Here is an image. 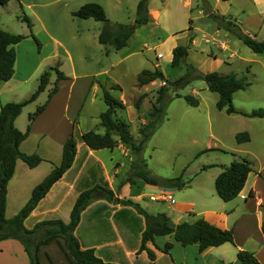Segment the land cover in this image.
Wrapping results in <instances>:
<instances>
[{"label": "rangeland", "instance_id": "374dc122", "mask_svg": "<svg viewBox=\"0 0 264 264\" xmlns=\"http://www.w3.org/2000/svg\"><path fill=\"white\" fill-rule=\"evenodd\" d=\"M40 1L52 3L42 7L36 5L28 7L27 4H32L34 1L12 0L7 8L0 5V23L12 28L13 31L9 33L22 35L21 32H24V28L27 27L24 20L26 16L32 24V35L36 30H40L39 38L34 35L41 44L39 49L30 36L31 34L29 35V38L33 40V46L38 52L43 49L47 54L56 53L57 55L50 57L46 64L51 66L62 64V67L58 68L70 78L74 77L78 83L76 86L77 101L81 100V104L78 108L79 117L77 121L80 122V128H89L92 124L91 120L93 122L96 115L101 110L105 111L106 109L101 89L97 88L94 91V87L91 85L93 78L97 82H104L107 84L106 86L109 83L119 85L120 89L111 90V94L121 100L125 108L116 110L115 118L128 126V130L134 139H139L138 128L140 124L146 121V115L153 105L156 91L163 84L162 81L156 80L155 83L143 87L137 86L136 76L141 70H152L155 68L154 64L157 63L158 69L161 70L169 83L186 74L192 77L195 72L190 70L189 66L200 72H207L213 68L214 71L223 74L230 73L237 77L245 76L248 86L233 94L232 105L234 108L248 113L261 110L263 117L251 118L238 114L229 115L225 111L220 112L215 105L218 100L217 93L210 92L203 80L193 78L185 86L176 89L168 88L169 96L172 97L178 93L180 97L171 98L167 103L163 118L156 124L158 127L155 128L150 139L143 144L138 160L143 159L145 161L152 176L160 179L178 178L185 184L183 188L168 187L175 190L173 192L174 200H178L179 192L182 193L180 194L182 197L192 198L197 195V188L199 187L206 190L214 189V178L222 164L229 166L230 162L238 160L236 155L240 154L232 149L239 146L235 140V134L246 132L250 139L247 143H243V146L248 152L240 155L243 157H239V159L250 160L254 172H261L264 175V53H253L231 35L226 36V49L223 45L220 48L213 45L211 36L214 34L215 24L207 17L211 12V5L215 11L213 2L210 0H191L192 10L186 11L182 9V0L179 2L178 0H169L167 13L169 23L166 25L172 26L176 30L177 36L174 42L177 45H184L187 42L186 33L189 32V19L193 20L192 27H195L190 32L196 36V44L189 52L186 62L172 67L169 58V46L173 41L171 40L172 42L164 43L161 46L158 38L163 36L160 35L157 28H151L150 25L136 27L127 46L115 51L97 42V25H102L101 22H95L91 19L83 20L72 16V12L83 4L95 2L104 8L111 23L134 26L136 5L140 0ZM148 2H151V6L158 4L157 0H148ZM49 8L51 13L48 16L46 11ZM233 8L236 10L246 8L250 12L255 9L249 0L236 1ZM35 11L39 12L40 19L35 15ZM248 20L250 21L249 32L252 35L257 34V41L264 40V29L260 27L258 16L254 14ZM236 23L242 27L239 21ZM44 28L51 34L52 39L44 33ZM222 33L224 31L221 30L220 36ZM206 40L208 41L206 42ZM159 43L160 47H156ZM25 45L28 46V44ZM209 50L213 56H216L214 61L212 55V57H207ZM158 52L161 54L160 56L157 55ZM22 57L20 65L31 70L35 65L34 58L32 57V60L27 61L25 56ZM57 59L59 63L54 61ZM52 74L54 75V73ZM29 83L28 86L31 85L34 88L35 77H32ZM37 84H39V80ZM141 95H144V98L140 109L137 110L134 104ZM185 95H192L197 99L198 106H189L183 98ZM207 111L211 115L210 129L205 120ZM215 137L219 138L220 143L218 145L221 147L214 146ZM217 147L222 150L214 149ZM211 148L212 150L200 154L201 151ZM117 162L121 164L117 167L119 170L117 180L121 181L130 175L131 163L120 150H117ZM139 166L142 169L145 168L142 163H139ZM203 166L212 167L203 170ZM190 184L192 186L186 189L185 187ZM156 198L159 199L160 197ZM162 201L161 199L150 201L148 197H144L141 200V206L145 207L148 214L156 215L167 204L164 201L170 200ZM65 202L68 203L69 200ZM107 220L101 219L99 224L97 222L96 229L98 232H94L95 235L103 236L104 239L112 237ZM131 224L135 227L136 222ZM84 229L85 225L77 233L78 242L83 243L82 239L85 240ZM46 230L47 227H40L30 235L24 236L27 239L28 251L31 255L36 256L39 264H69L62 250L63 238L60 235L52 238L48 244L40 245L46 239ZM36 246H38L37 251H35ZM114 248L105 250H114ZM262 262L264 264V259Z\"/></svg>", "mask_w": 264, "mask_h": 264}, {"label": "crops", "instance_id": "0c3cea01", "mask_svg": "<svg viewBox=\"0 0 264 264\" xmlns=\"http://www.w3.org/2000/svg\"><path fill=\"white\" fill-rule=\"evenodd\" d=\"M11 1L12 0L6 5H3V7L7 8ZM32 1H34V3L27 4L28 7L35 5L42 7L52 3L48 1L42 3L40 0ZM157 1L158 4L156 6H151V2H147V13L150 21L144 26L150 25L151 28H157L160 31V35L163 36L158 38L161 42V46L164 43L173 41L169 46V58L171 60V51L177 46L174 42L177 34L172 26L168 27L166 25L169 23L167 19L169 0ZM210 1L213 2L215 8L214 11L211 5V13L224 16L235 23L239 21L242 25V27L238 25L241 31L250 37H255L257 40V34L252 35L251 32H249L250 29L248 26L250 21L248 18L256 14L260 21V27L264 29V0H249L255 7V9L251 10L252 12H250L249 9L246 10V8L240 10L234 9V2L239 0ZM181 6L182 9L186 11L188 9L190 11L192 10L191 0H182ZM38 13L39 12L35 11V15L39 18ZM46 13L49 16L51 13L50 8ZM207 17L211 19L209 16ZM190 20V23L188 20L189 26L191 27L190 30L188 27L189 32L195 29V27H192L193 20ZM214 24L215 31L211 36L213 45L215 47L217 46V48L223 45L226 49V36L230 34L223 29H218L215 22ZM97 26V33H99L102 25ZM0 28L8 32L13 31L10 26L2 23H0ZM221 30L224 31L222 36H220ZM39 32L40 30L34 32V35L38 36V38ZM189 32L188 34L186 33L187 42L184 45L188 43L190 36L192 37V41L189 45L186 60L189 57V52L196 44V36L192 32ZM21 33L25 36V39L15 45L16 60L14 63L13 75L8 81L0 83V106L8 102H21L27 99L37 88V81L40 75L45 70L55 67L46 64L48 63L46 61L57 54H47L43 49L38 52L33 46L32 38H29V35L33 33L29 28L25 27L24 32ZM44 33L48 34L51 39L53 38L45 28ZM207 41L208 40H206V42ZM25 44H28V46ZM158 46L160 47V43L156 47ZM157 55L160 56L161 54L158 52ZM211 55L212 52L210 51L207 57H212L213 55ZM22 56H25L27 61L29 59L32 60V57L34 58L35 65H33L31 70L20 65V60L23 59ZM215 59L216 56H213V61ZM54 61L59 63L58 59ZM58 67H62V64H58ZM154 67H159V65L155 63ZM213 71L214 69L212 68L207 72ZM52 73H54V75ZM64 75L66 78L58 80L57 82V92L51 97L44 110L36 118L32 119L33 113L38 106L45 103L49 91L56 82L57 75L53 71L50 72V77L44 91H42L34 101L25 105L21 113L14 120V126L19 131L25 132L28 130L27 137L19 144V150L27 155H37L42 161L32 168L28 167L20 159L16 161L13 175L6 186V219H11L20 212L28 202L34 187L39 184L55 166L60 164L62 146L66 139L72 134L74 124L79 134L90 130L99 134L105 132L99 119L100 113L103 112L102 110L96 115L93 122L91 120L92 124H90L89 128H80V122L77 121L79 117L78 108L81 104V100L77 101L78 94L76 86L78 83L74 77L70 78L68 75ZM32 77H35L34 88H32L31 85L28 86V84H30L29 80ZM91 83L94 87V91H96L97 88L101 89L100 85L109 87L114 84L109 83V85L106 86L107 84L102 81L97 82L95 78L92 79ZM151 83H155V81ZM219 111L222 112L225 111V109ZM205 117L210 129L211 115L209 111H207ZM156 127L158 126L156 125ZM111 137L116 141V146L113 149L93 150L85 146L82 142H77L76 154L71 167L52 185L47 194L23 221V225L27 230H31L37 223L47 220H61L65 224L68 223L70 212L78 195L96 185L109 188L116 198L131 200L138 204L145 212H147L145 207L143 208L141 206V200H143L144 197H148L150 201H154L151 198H166L168 195H171L172 199L170 201L163 200L167 204L160 210L161 212L158 213L166 214L174 225L184 221L192 222L196 218L202 217L207 222L220 229H232L234 244L224 243L218 247H208L202 252H199L197 244L182 246L174 239L172 234L157 236L154 238V242H148L146 244L147 249L152 251L155 255L154 261L150 262L147 252L139 249L141 233L145 228V219L143 215L139 214L132 206L109 202L101 197H96L91 200L81 212L79 223L73 234L77 238L79 229L85 225L83 231L85 233V240L82 239L83 243L79 241L81 249H93L95 255L108 264H240L236 256L238 250H245L253 253L259 264H263L264 235L261 232V222L264 218V175L261 172H254L253 164V172L248 175L242 191L235 199L229 202H224L217 196L215 187L214 189L210 188V190L199 187L197 188V195H194L192 198L190 197L191 199H187L186 196L182 197L180 195L182 193L179 192L178 200H174L173 192L175 190L169 189L168 187L150 185L142 179L131 177L130 175L121 181L117 180L119 174L117 167L121 165L117 162V150H120L124 156H127L130 163L138 159V155L134 153L129 146L122 144L116 133H112ZM214 139V146L221 147V145H218V143H220L219 138L215 137ZM238 145V148H232L233 151L240 155L247 154L248 150L244 148V144ZM214 149L218 151L222 150L218 147ZM240 155H236V157H238V159L239 157H243ZM225 166L227 165L222 164L220 166L221 168L216 173L215 178L222 172V167ZM191 186L192 184L187 185L185 188L189 189ZM66 200H69V202H65ZM101 219H108V228L112 233L110 239H104L103 236L94 234V232H98V229H96L98 225L96 223L98 222L99 224ZM132 222H136L135 227L131 224ZM166 243L171 244L168 253H164L161 250ZM111 247H115L114 250H105ZM115 249L117 250L115 251ZM0 264H32L31 257L26 249V243L16 236L0 240Z\"/></svg>", "mask_w": 264, "mask_h": 264}, {"label": "trees", "instance_id": "16d2710c", "mask_svg": "<svg viewBox=\"0 0 264 264\" xmlns=\"http://www.w3.org/2000/svg\"><path fill=\"white\" fill-rule=\"evenodd\" d=\"M10 0H0V5H6ZM148 0H140L136 5L135 25H128L123 23H111L105 13L104 8L95 2L85 3L77 10L72 12V16L79 19H93L96 22L102 23L97 41L100 45L109 46L115 51H119L127 46L129 39L134 33L136 27L146 25L149 21ZM208 16L216 23L218 29H223L230 35L237 38L252 52L261 54L264 53V40L257 41L255 37L243 33L240 27L232 20L209 12ZM24 20L27 27L32 28L30 20L25 16ZM191 20L189 19V23ZM191 27L189 26V30ZM39 49L40 42L31 35ZM25 39L24 35L12 34L0 28V83L8 81L14 72V63L16 60V51L14 46ZM192 37H189L186 45H177L171 51L170 65L172 67L179 66L185 63L188 55L189 45ZM190 70L194 71L191 77L188 74L169 83L158 67L154 69H143L136 76V85L142 87L153 81L160 80L162 85L157 89L156 96L147 113L146 121L140 124L138 128L139 139H134L128 130V126L115 118L116 110H123L124 103L115 98L111 94V90H119L117 84H112L108 88L100 85L102 91V99L106 105L105 111L99 115L100 124L104 127L105 132L99 134L93 130L79 134L74 124V129L70 137L66 139L62 146L61 161L58 166H55L51 172L32 190L31 196L25 206L20 212L11 219L5 218L6 205V186L9 179L12 177L15 163L18 159L22 160L28 167L32 168L39 164L42 159L37 155H27L19 150V144L25 140L28 135V130L25 132L19 131L14 126L15 118L21 113L23 107L32 101L44 91L50 72L54 71L57 75L56 82L53 88L49 91L47 99L44 104L38 106L32 115V119L36 118L45 108L51 97L57 92L58 80L65 79V75L58 69V66L45 70L39 77V84L35 91L25 100L21 102H8L0 106V240L16 236L26 243L28 236L40 227H47L46 239L41 244H48L52 238L60 235L63 238L62 250L65 259L69 264H108L97 257L93 249H81L77 238L74 236V231L80 220L81 212L86 208L91 200L96 197L104 198L109 202L120 203L125 206H132L139 214L143 215L145 219V228L141 233L140 250H145L148 254L150 262L154 261L155 255L152 251L147 249L148 242H154L157 236H165L172 234L174 239L182 246L197 244L199 252H202L208 247H218L224 243L234 244L232 229H220L204 218H196L192 222H181L174 225L170 218L164 213L151 215L145 212L141 207L129 199L116 198L114 193L107 187L96 185L91 189L81 192L74 202L72 210L69 215V222L63 223L61 220H47L37 223L33 229L27 230L23 221L36 207L39 201L47 194L52 185L56 183L62 175L68 170L75 158L76 144L78 141L93 150L99 149H113L116 146V141L112 139L111 134L116 133L119 141L129 146L134 153L140 154L143 144L154 133L156 124L164 116V111L167 103L174 97H180L175 93L172 97L168 95V88L185 86L193 78L203 80L207 89L210 92L218 94L216 108L219 110L225 109L227 114H240L245 117H263L261 110L251 111L249 113L237 110L232 105V96L239 90H244L248 86L247 78L245 76H235L233 74H221L219 72H200L197 69L189 66ZM144 95H141L135 102L134 106L137 110L140 109L141 102ZM185 102L191 106H198V100L192 95L183 96ZM249 135L246 132H238L235 135V140L238 144L249 141ZM138 140V141H137ZM212 149H205L200 152L203 154ZM140 158V157H139ZM139 163H142L145 168H141ZM211 166H203V170ZM253 172L252 162L246 158L234 160L229 166L222 167V172L218 174L214 181L215 191L217 196L224 202H229L235 199L242 191L248 175ZM130 176L142 179L150 185L177 187L183 188L185 184L178 178L174 179H160L150 174L147 165L143 159H136L131 163ZM261 232L264 235V218L261 222ZM39 246V245H38ZM35 247V251L38 250ZM171 248L170 243H166L161 249L162 252L168 253ZM32 264H39L36 256L31 255L28 251ZM237 259L240 264H259L253 253L245 250L237 251Z\"/></svg>", "mask_w": 264, "mask_h": 264}, {"label": "built area", "instance_id": "2783aa9c", "mask_svg": "<svg viewBox=\"0 0 264 264\" xmlns=\"http://www.w3.org/2000/svg\"><path fill=\"white\" fill-rule=\"evenodd\" d=\"M151 199H153V200H159V199H161V200H171L172 199V197L170 196V195H168L166 198H156V197H154V198H151Z\"/></svg>", "mask_w": 264, "mask_h": 264}]
</instances>
